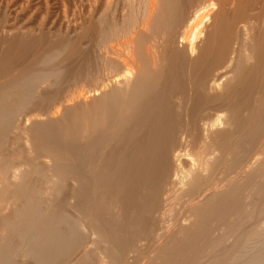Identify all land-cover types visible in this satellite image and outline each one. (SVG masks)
Masks as SVG:
<instances>
[{
	"label": "bare ground",
	"instance_id": "bare-ground-1",
	"mask_svg": "<svg viewBox=\"0 0 264 264\" xmlns=\"http://www.w3.org/2000/svg\"><path fill=\"white\" fill-rule=\"evenodd\" d=\"M78 1L75 14L0 0V264H184L189 230L255 210L264 0ZM187 148L197 161L179 176ZM167 187L187 197V223L134 257ZM260 243L249 264H264Z\"/></svg>",
	"mask_w": 264,
	"mask_h": 264
},
{
	"label": "rangeland",
	"instance_id": "rangeland-1",
	"mask_svg": "<svg viewBox=\"0 0 264 264\" xmlns=\"http://www.w3.org/2000/svg\"><path fill=\"white\" fill-rule=\"evenodd\" d=\"M59 1H62L63 3H65V2H67L68 4H70V7H68V10H67V12L69 11V13L70 12H72V11H74V13L76 14H78V12H80V10H79V1L78 0H58V2ZM60 3V2H59ZM72 4V5H71ZM74 4V5H73ZM43 7V6H42ZM77 9H78V11H77ZM43 10H44V7H43ZM70 15V14H69ZM5 17H3L2 18V14H0V21H4L5 19H4ZM8 18H6V20H7ZM18 23H22L21 22V20L19 21H17V25H18ZM16 25V26H17ZM20 25V24H19ZM56 28V27H55ZM53 30V29H52ZM54 30H56V32H57V34H55L56 32H53L55 35H56V37L54 36V34H51V36L53 37V39H54V37L55 38H59V36H58V32H60L61 34H59V35H62V36H60V38L62 37L63 38V34H64V32H62L63 30L62 29H60V30H57V28L56 29H54ZM53 30V31H54ZM49 32H47V31H44V34L47 36V37H49V35H50V33L48 34ZM63 33V34H62ZM64 37L66 38V36H65V34H64ZM117 47V46H116ZM118 49H119V47H117ZM188 153H187V152ZM185 152H186V154H187V156L188 155H190V156H188V157H190V158H188V157H186V160H184V161H182V163H180V169H179V171H178V175L180 176V174H182V175H184L186 172H188V169H190V162L191 161H193V162H195V161H197V157L196 156H194V150L193 149H191V148H187V150H185ZM196 155V154H195ZM193 157V158H192ZM195 160V161H194ZM240 162V160L238 161V164H241V162ZM196 163V162H195ZM249 162H246V164L245 165H247ZM183 166H185L184 168H183ZM189 167V168H188ZM182 169V170H181ZM187 169V170H186ZM182 171H183V173H182ZM216 172V174H219L221 171H222V169L221 168H217V170H215ZM214 173V174H215ZM181 175V176H182ZM217 177V176H216ZM258 180V181H257ZM256 181H257V183H256ZM261 181V179H256V180H254V183H256L257 184V186L255 185V184H253V185H255V187L256 188H252V190L254 189L255 191H257V192H255L254 190V194H253V197H252V203H253V205L256 207H254L252 204V208H253V212H251V214H252V216H251V214L247 217V219H246V217L245 218H240L239 219V221L236 219H234V218H232V220H230L231 219V217L232 216H230L229 217V215L227 216V218L230 220V221H233L234 220V222H236V224H238V233L236 232V231H234L235 230V228H233V227H229L230 226V224L232 223V222H230L229 220H227V219H225V217H222L223 219H220L221 221H219L220 222V224H218L219 222H217V224L216 223H213L211 226H212V228L210 227V230H209V232H208V230H207V232L206 233H196V231H194L195 229H192V230H189V232H191V233H189L192 237V239H191V241H192V243L191 244H193V247L197 250L196 252V254H194L193 256H192V258H185V259H183L181 262L182 263H184V264H245V262H246V264H249L250 263V259H251V257H252V255H250V249H252L253 247H255L256 246V244H258V243H260L259 244V246H257L258 248L259 247H261V248H263L264 249V246H263V244H264V235H262V234H260V235H262L263 236V238H261V236L259 237L257 234H256V236H258V237H256V236H254V235H252L253 237H251V234H250V232L253 230L252 228H254V225L256 224V223H260V222H264V178H262V181ZM259 182V183H258ZM252 185V187H254ZM261 187V188H260ZM263 187V188H262ZM170 188V189H169ZM258 188V189H257ZM170 190V191H169ZM260 191V193L258 194V192ZM62 196H64L65 197V194H61V197ZM179 195H178V190H177V187H167V189L165 190V208L162 210V211H160L159 212V214L157 215L158 216V218H159V221H160V226L159 225H156L155 226V229L153 230V232L151 233V235L147 238V240H145L144 242H142V243H140V244H142L143 245V243L145 244V246H142V248L139 250V253H135V255H133L134 257H137L138 258V256H141V254H143L142 252L144 251V249H145V247L147 246V245H149L150 243H152L153 242V240H154V238L157 236V234H158V229H162V226L163 227H168L169 226V228L171 227H175V226H177V224L179 225V224H181V222L183 223V221L185 220V219H187V214H186V212H185V210H186V206H187V197H178ZM257 196V197H256ZM64 197H62V199L64 198ZM178 198V199H177ZM184 200V201H183ZM257 203V204H256ZM261 204V205H260ZM262 206V207H261ZM246 207V206H245ZM251 208V207H250ZM183 212H185V213H183ZM185 214V215H184ZM184 216V217H183ZM263 216V217H262ZM186 217V218H185ZM183 220V221H182ZM222 220H224L223 221V223H222ZM186 221V223H187V220H185ZM185 221H184V223H185ZM226 221H228V223H226L227 225H229V226H227L226 224V227H229V228H232V230L231 229H227L226 227H225V225H224V222H226ZM177 222V223H176ZM237 222H239V223H241V224H239V223H237ZM251 222V223H250ZM253 223H255L254 225H253ZM258 224H256V225H258ZM218 225V226H217ZM252 225V227H249V226H251ZM239 226H240V228H239ZM221 228V229H219V228ZM226 229H225V228ZM218 228V229H217ZM218 231V233L217 232H215V231ZM225 230H227V231H225ZM232 231V232H231ZM221 232V233H220ZM227 232H229V233H227ZM233 232H235V233H233ZM242 234H241V233ZM193 233V234H192ZM195 233H196V237L194 236L195 235ZM210 233V234H209ZM215 233V234H214ZM244 233H247V234H244ZM221 234H222V236H221ZM243 234H244V236H243ZM248 234H249V236H248ZM264 234V233H263ZM213 236V237H212ZM243 236V237H242ZM194 237H195V239H194ZM210 237V238H209ZM221 237V238H220ZM235 237H237L236 238V240H235ZM250 237V238H249ZM256 237V238H255ZM212 238V239H211ZM218 238H220V239H218ZM240 238V239H239ZM260 238V239H259ZM223 239V240H222ZM239 239V240H238ZM238 240V241H237ZM244 240V241H243ZM261 240H263V241H261ZM221 241V242H220ZM235 241V242H234ZM236 241H237V243L239 242V244H241V248H240V246H239V244H237V246H236V248H237V251L235 250V247L233 248V247H230V246H233V243L232 242H234V243H236ZM243 241V242H242ZM251 241V242H250ZM248 243V246H247V243ZM251 243V244H250ZM263 243V244H262ZM139 244V245H140ZM196 245V246H195ZM200 245H201V247H200ZM235 246V245H234ZM239 246V247H238ZM247 247V248H245V247ZM251 248H250V247ZM144 247V248H143ZM200 248V249H199ZM231 248V250H229ZM239 248H240V250H242V251H240L239 250ZM245 249V251H243L244 249ZM249 248V249H248ZM262 249V250H263ZM198 250H200L201 251V253H199L200 251H198ZM247 250H249L248 251V254H247ZM204 251V252H203ZM233 251H234V253H233ZM259 251H261L260 250V248H259ZM242 252V253H241ZM245 252H246V254H245ZM250 252V253H249ZM226 253V254H225ZM217 254V255H216ZM238 254V255H237ZM244 256H243V255ZM260 254H261V252H260ZM137 255V256H136ZM96 256V255H95ZM198 258H197V257ZM196 257V258H195ZM222 257V258H221ZM241 257H243V258H241ZM233 259V261H232V259ZM179 259V258H178ZM187 259V260H186ZM198 259V260H197ZM222 259H224V260H222ZM136 260V259H135ZM212 260V261H211ZM186 261V262H185ZM194 263H193V262ZM136 262V264H142L143 262H140V263H137L138 261H135ZM188 262V263H187ZM134 263V262H133ZM127 264H132V262L131 263H127ZM135 264V263H134Z\"/></svg>",
	"mask_w": 264,
	"mask_h": 264
}]
</instances>
